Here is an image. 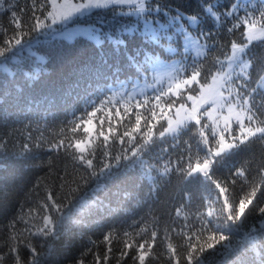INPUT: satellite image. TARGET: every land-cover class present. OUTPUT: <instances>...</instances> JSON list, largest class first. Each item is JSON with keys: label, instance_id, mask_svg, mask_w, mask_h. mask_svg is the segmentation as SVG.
I'll return each mask as SVG.
<instances>
[{"label": "trees", "instance_id": "16d2710c", "mask_svg": "<svg viewBox=\"0 0 264 264\" xmlns=\"http://www.w3.org/2000/svg\"><path fill=\"white\" fill-rule=\"evenodd\" d=\"M153 1L197 16L207 79L245 41L243 22L264 24V0L237 10L239 0ZM48 9L0 0V264H264V41L247 47L261 132L215 154L206 176L190 175L217 141L203 123L160 134L173 96L117 95L159 48L121 32L130 17L117 6L80 18L99 26L101 42L43 36L32 45L39 58L22 50L10 60ZM89 117L98 127L81 156L74 143Z\"/></svg>", "mask_w": 264, "mask_h": 264}, {"label": "rangeland", "instance_id": "374dc122", "mask_svg": "<svg viewBox=\"0 0 264 264\" xmlns=\"http://www.w3.org/2000/svg\"><path fill=\"white\" fill-rule=\"evenodd\" d=\"M246 0L234 5L245 8ZM46 15L37 22V34L30 41L19 45L10 60H17L22 50L39 54L32 45L43 36L72 40L83 36L96 43L103 40L99 26L94 21H82L96 9L117 6V11L130 17L121 32H139L146 40L163 48L155 47L147 54V70H142L127 89L119 84L116 93L126 102L132 97L142 96L147 91L157 95L173 96L178 101L164 106L165 127L161 135H175L181 127L194 122L203 123L204 138L206 129L217 141L209 152V157L192 166L188 174L207 175L215 154L228 151L238 141H243L261 129L252 120L250 109L252 88L247 85L250 60L247 47L254 42L264 41V24L249 21L244 24V42L233 43L229 54L219 68L208 79L199 68V59L205 53V43L195 31L198 18L180 10L172 12L153 0H48ZM206 12L217 18L211 6ZM114 40L122 41L120 34ZM150 50V48H147ZM7 62V61H2ZM1 67H5L1 64ZM255 89L264 90V74L259 78ZM97 124L93 117L85 121V136L74 146L82 156L96 134Z\"/></svg>", "mask_w": 264, "mask_h": 264}]
</instances>
